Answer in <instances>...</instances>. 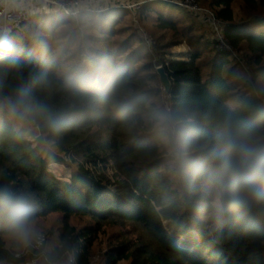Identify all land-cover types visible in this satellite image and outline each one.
Instances as JSON below:
<instances>
[{
    "label": "trees",
    "instance_id": "trees-1",
    "mask_svg": "<svg viewBox=\"0 0 264 264\" xmlns=\"http://www.w3.org/2000/svg\"><path fill=\"white\" fill-rule=\"evenodd\" d=\"M233 1L211 2L223 24L222 35L233 51L247 45L260 63L264 15L238 23ZM242 1L251 10L264 11V0ZM142 9L146 15L154 13L163 28H174L175 20L165 14L172 15L173 4L163 11L157 2H148ZM81 15L93 16L85 10ZM51 17L54 31L77 16L59 11ZM113 21L108 31L92 36L96 45L109 43ZM21 27L8 34L16 64L0 58V92L14 94L23 83L47 106L56 123L51 125L47 118L32 121L43 136L39 142L0 117V187L23 193L33 205L34 219L63 214L58 243L46 251L47 261L70 250L75 264H90L95 229H79L70 222L72 216H90L99 228L132 227L117 236V245L107 253V264L123 258L131 264H264V209L216 210L204 190L206 168L200 156L194 154L178 166L153 131L160 113L153 95L163 94L161 87L154 86L160 79L157 65L137 66L134 57L139 51L126 52V45L120 50L91 46L98 56L96 64L75 63L64 70L67 46L54 56L39 50L41 46L35 49L32 40L21 45ZM193 29L189 24L187 33ZM188 44L192 49L187 58L161 57L171 80L169 112L195 116L209 135L224 112L250 119L253 112L245 111L244 105L258 109L262 102L250 82L234 79L233 52L219 49V39ZM202 47L212 55L210 62H203L210 69L208 74L198 62L205 54ZM141 51L142 57L147 55V49ZM47 143L52 146L45 148ZM54 163L70 169L68 179L52 171ZM207 212L218 213L221 220L213 224L204 218ZM132 231L138 232L135 238L129 236ZM4 232L0 225V262L23 264L45 251L46 242L21 255L7 246Z\"/></svg>",
    "mask_w": 264,
    "mask_h": 264
},
{
    "label": "rangeland",
    "instance_id": "rangeland-1",
    "mask_svg": "<svg viewBox=\"0 0 264 264\" xmlns=\"http://www.w3.org/2000/svg\"><path fill=\"white\" fill-rule=\"evenodd\" d=\"M212 1L82 0L79 6L81 11L85 10L93 16H79V12L75 15L77 16L76 18L68 23L59 25L54 31L51 30V15L59 12V8L57 6L45 8V6L35 3V7L29 18L32 20L30 23L25 21L26 23L21 27L22 30L18 32V39L21 45L28 41V39L32 40L33 44L37 46V48L35 46V49L41 46L42 48H39V50H42L45 54L54 56H58L62 47L67 46L68 50L65 53V59H63L64 70H67L68 66L75 63L89 62L92 65L96 64L98 56L93 55L91 46L120 50L121 47L126 45V52L139 51L140 54L134 57L137 60V66H143L147 62H153L155 65L160 66L162 56L166 58H187L192 49L188 44L190 40L195 42L197 39H200L201 42H205L218 39L223 24L213 16L216 11L215 7L211 6ZM148 2H157L163 11L168 9L169 4H173L172 15L165 12L168 18L175 20L173 29L163 28L161 21L155 17L154 13L146 15L143 12L142 5ZM232 9L235 21L238 23L247 22L255 16L264 15L263 10H251L242 0L233 1ZM101 12L105 14L95 16ZM114 17L115 20L113 21ZM43 19L44 21L42 22ZM110 21L115 22V29L114 34H108L109 43L96 45L91 40L92 36H101L103 32L108 31L111 26ZM189 24L194 29L187 33L186 29ZM249 28L252 29L253 27ZM218 47L219 49H227L233 52L230 57V65H232L234 70V79L239 78L241 84L243 82H250L255 89L264 87V58L260 63L257 62L247 45H242L238 51H233L227 42H221L218 44ZM144 48L148 52L147 55L142 57L144 52L141 50ZM201 50L205 54L202 58L198 59V62L202 64L206 74H208L210 69L208 65H203V62H210L212 55L207 54L203 47ZM154 86H159L163 90L161 96L153 95V100H155L159 112H169L167 96H165L161 80L159 79V82H155ZM234 103V101H231V104ZM16 127L25 129L31 138L37 140L38 130L32 122L23 126L16 125ZM51 146V143H47L44 147L49 148ZM51 169L57 176L65 179L69 178L70 169L62 164L54 163L51 165ZM204 190L206 191V184ZM210 199L215 209L218 210L213 199L211 197ZM204 218L213 222V224L221 220L218 213L210 212H207ZM35 220L46 239L45 251L38 257H29L27 262L23 264H47L45 253L58 243L63 214L60 212L50 213ZM70 222L79 229L87 226L95 229L96 239L90 250V264H107V253L112 247L117 245V236L128 230H132L130 226L117 227L105 225L99 228L96 221L90 216H72ZM137 235L138 232L136 231L129 233V236H134L133 238ZM7 246L11 247L8 242ZM26 253L19 254L24 255ZM0 264L12 263L0 262ZM116 264H131V261L123 258Z\"/></svg>",
    "mask_w": 264,
    "mask_h": 264
},
{
    "label": "clouds",
    "instance_id": "clouds-1",
    "mask_svg": "<svg viewBox=\"0 0 264 264\" xmlns=\"http://www.w3.org/2000/svg\"><path fill=\"white\" fill-rule=\"evenodd\" d=\"M12 44L8 32L0 28V58H7L9 65ZM262 106L254 109L244 105L253 116L242 118L233 111L224 112L213 134L209 135L193 115L159 113L153 121V131L178 165L199 155L206 168V195L210 196L218 211L239 213L264 209V87L255 90ZM47 106L34 92L19 84L14 94L0 92V117L17 126L29 124L37 118H47ZM0 225L4 226L3 238L17 253H26L44 246L45 239L34 219V208L21 192L6 186L0 187ZM47 264H75L70 250Z\"/></svg>",
    "mask_w": 264,
    "mask_h": 264
},
{
    "label": "built area",
    "instance_id": "built-area-1",
    "mask_svg": "<svg viewBox=\"0 0 264 264\" xmlns=\"http://www.w3.org/2000/svg\"><path fill=\"white\" fill-rule=\"evenodd\" d=\"M82 0H0V18L4 21V30L11 33L18 29L31 17V12L35 3L45 6H57L61 12L67 16H75L81 12L80 4ZM173 2V0H162ZM186 2V1H185ZM182 4V3H181ZM215 17V15L213 14ZM220 43L226 42L222 32L219 33ZM45 239V237H44Z\"/></svg>",
    "mask_w": 264,
    "mask_h": 264
},
{
    "label": "water",
    "instance_id": "water-1",
    "mask_svg": "<svg viewBox=\"0 0 264 264\" xmlns=\"http://www.w3.org/2000/svg\"><path fill=\"white\" fill-rule=\"evenodd\" d=\"M157 73L159 74L160 80H161V82L163 84L165 96L168 97L169 93H170V88H171L170 77H169L166 69L163 67V65L157 66ZM37 140L39 142H42L43 141V136L39 134L37 136Z\"/></svg>",
    "mask_w": 264,
    "mask_h": 264
},
{
    "label": "crops",
    "instance_id": "crops-1",
    "mask_svg": "<svg viewBox=\"0 0 264 264\" xmlns=\"http://www.w3.org/2000/svg\"><path fill=\"white\" fill-rule=\"evenodd\" d=\"M0 28H4V21H3V19L2 18H0Z\"/></svg>",
    "mask_w": 264,
    "mask_h": 264
}]
</instances>
